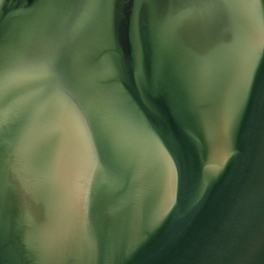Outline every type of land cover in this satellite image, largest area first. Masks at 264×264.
Segmentation results:
<instances>
[{"label":"water","instance_id":"obj_1","mask_svg":"<svg viewBox=\"0 0 264 264\" xmlns=\"http://www.w3.org/2000/svg\"><path fill=\"white\" fill-rule=\"evenodd\" d=\"M0 264H264V0H0Z\"/></svg>","mask_w":264,"mask_h":264}]
</instances>
